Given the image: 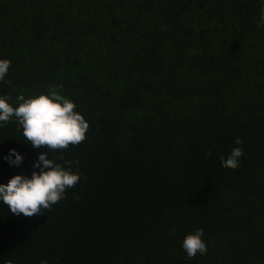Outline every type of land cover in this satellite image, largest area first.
Returning <instances> with one entry per match:
<instances>
[{
  "label": "trees",
  "instance_id": "1",
  "mask_svg": "<svg viewBox=\"0 0 264 264\" xmlns=\"http://www.w3.org/2000/svg\"><path fill=\"white\" fill-rule=\"evenodd\" d=\"M262 9L0 0V59L11 61L0 97L16 107L57 88L89 123L83 142L51 151L15 118L0 122V184L39 172L42 151L80 176L39 216L0 201V264H264ZM236 147L239 166L222 167ZM196 229L207 253L189 258L182 242Z\"/></svg>",
  "mask_w": 264,
  "mask_h": 264
},
{
  "label": "clouds",
  "instance_id": "2",
  "mask_svg": "<svg viewBox=\"0 0 264 264\" xmlns=\"http://www.w3.org/2000/svg\"><path fill=\"white\" fill-rule=\"evenodd\" d=\"M261 19H264V9ZM10 64V60L0 59V81L7 75ZM10 99L8 96L0 97V122L7 124L15 118L22 128L24 138L32 147L51 151L65 150L69 145H78L84 141L89 123L74 111L75 103L61 95L57 88H51L48 95L40 94L28 99L22 94L18 95L16 107L8 102ZM234 143L239 145L242 141L236 138ZM206 155L210 157L211 152ZM242 155L241 148H233L227 159L221 157V166L236 169ZM46 157L49 156L45 151L38 154L33 168H38L39 172L33 171L30 178L14 175L7 184H0V201L8 206L12 214L39 216L42 210H50L53 205L65 199L66 190L80 181L78 173H73L54 159ZM4 159L14 166H19L23 161V157L15 149H9V154ZM65 164L70 165L71 162L65 161ZM203 235L202 229H196L185 236L182 248L189 258L198 253H207ZM40 264H47V261L42 260Z\"/></svg>",
  "mask_w": 264,
  "mask_h": 264
}]
</instances>
